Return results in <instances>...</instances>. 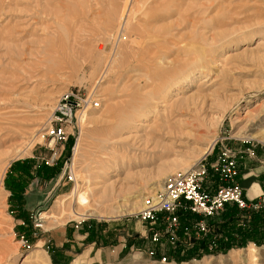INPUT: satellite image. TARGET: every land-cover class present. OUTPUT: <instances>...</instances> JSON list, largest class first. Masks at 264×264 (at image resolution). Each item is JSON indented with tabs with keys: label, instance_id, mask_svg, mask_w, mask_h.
<instances>
[{
	"label": "rangeland",
	"instance_id": "rangeland-1",
	"mask_svg": "<svg viewBox=\"0 0 264 264\" xmlns=\"http://www.w3.org/2000/svg\"><path fill=\"white\" fill-rule=\"evenodd\" d=\"M165 1L0 0V264H163L138 249L143 197L221 143L264 161V0ZM72 87L101 99L79 152L46 134ZM165 264H264V241Z\"/></svg>",
	"mask_w": 264,
	"mask_h": 264
},
{
	"label": "built area",
	"instance_id": "built-area-1",
	"mask_svg": "<svg viewBox=\"0 0 264 264\" xmlns=\"http://www.w3.org/2000/svg\"><path fill=\"white\" fill-rule=\"evenodd\" d=\"M101 105L100 95L82 88H69L57 96L46 120V134L50 142L63 143L69 137L75 143L82 130V117L92 113ZM52 146V145H51ZM203 155L194 165L185 170L168 173L159 188L148 192L135 215L143 225L137 239L150 242L151 248L140 245L146 255L161 263L173 261L167 250L185 249L197 239L210 233L207 220L217 217L228 203L260 209L264 200H249L237 178L240 174L237 151L223 143L214 157ZM67 177L74 180L73 169L67 162L62 169ZM182 212L197 216L192 224L179 221Z\"/></svg>",
	"mask_w": 264,
	"mask_h": 264
},
{
	"label": "trees",
	"instance_id": "trees-1",
	"mask_svg": "<svg viewBox=\"0 0 264 264\" xmlns=\"http://www.w3.org/2000/svg\"><path fill=\"white\" fill-rule=\"evenodd\" d=\"M15 165L17 163L12 164L10 170H13ZM11 187L16 192L15 185ZM196 218L198 217L189 212H182L179 221L183 224H192L191 221ZM207 221L211 225L210 233L197 239L188 248L174 251L168 249L169 258L180 263L192 258L197 259L205 254L225 252L229 248L244 247L248 241H253L255 244L264 241V202L257 210L249 207L240 209L236 204L228 203L217 217Z\"/></svg>",
	"mask_w": 264,
	"mask_h": 264
},
{
	"label": "crops",
	"instance_id": "crops-1",
	"mask_svg": "<svg viewBox=\"0 0 264 264\" xmlns=\"http://www.w3.org/2000/svg\"><path fill=\"white\" fill-rule=\"evenodd\" d=\"M218 148L219 146L210 149L208 152L209 158L214 157ZM238 169L240 174L237 180L240 186L244 189L246 198L249 200H264V161L260 160L259 162H255L245 155L238 159ZM121 250L122 247L119 245L114 251L115 255L106 247L97 249L89 257H87L84 252L80 254H72L71 260L68 264H101L103 261H110L117 258V256L121 254ZM58 264L61 263L58 261Z\"/></svg>",
	"mask_w": 264,
	"mask_h": 264
},
{
	"label": "bare ground",
	"instance_id": "bare-ground-1",
	"mask_svg": "<svg viewBox=\"0 0 264 264\" xmlns=\"http://www.w3.org/2000/svg\"><path fill=\"white\" fill-rule=\"evenodd\" d=\"M143 1H147V0H143ZM150 3H153V4H155V5H157V10L159 11L158 13H157V15L155 16V18L156 19H161L162 17H164L165 16V14H169V12H168V10L167 9H169V3L167 2V1H165L164 2V0H151V2ZM172 7V6H171ZM129 16V15H128ZM132 16V15H131ZM127 19H130V18H127ZM125 24V23H124ZM103 49V47L102 46H99V50L101 51ZM88 114H86V115H84L83 117H82V121L84 120V118L87 116ZM92 117H94V116H92V115H88L86 118H89V119H91ZM6 133V132H5ZM4 134H0V142L2 141V136H3ZM5 136V135H4ZM81 137V136H80ZM80 137L78 138V140H77V143H76V149H74L76 152L78 151V149H79V147L81 146V144H80ZM7 138V137H6ZM5 138V139H6ZM52 142H50V144H51ZM211 145L212 144H210V146H208V148L206 147V149H205V151H204V153H206L209 149H210V147H211ZM79 152V151H78ZM77 190L78 189H76V187L72 190V193L74 194V196L76 195V194H79V193H77ZM83 198V197H82ZM63 199H61L59 202L62 204V202L64 201H62ZM71 212V211H70ZM74 216H76V217H80V216H83V214L80 212V211H78L77 209H73L72 208V212H71ZM252 251H254V247H253V244H250L249 246H248V249H246V252H248V256L249 257H251V259H252V257L254 256V254H253V252ZM250 259V258H249ZM254 259V258H253Z\"/></svg>",
	"mask_w": 264,
	"mask_h": 264
}]
</instances>
